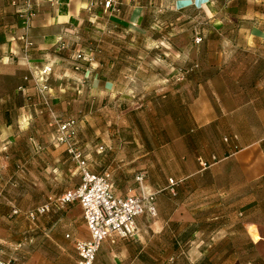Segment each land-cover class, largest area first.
<instances>
[{
    "label": "rangeland",
    "instance_id": "obj_1",
    "mask_svg": "<svg viewBox=\"0 0 264 264\" xmlns=\"http://www.w3.org/2000/svg\"><path fill=\"white\" fill-rule=\"evenodd\" d=\"M106 1L90 0L89 12H103L102 7H106ZM113 1L120 11L112 12L106 8L110 11L103 12L104 19L111 12L117 15L127 12L134 4L133 1L143 6L144 19L133 30L89 23L81 30L79 41L70 40L60 44L62 79L78 81L74 88L71 84L65 90V94L69 96L66 104L55 105L53 92L50 90L59 78L48 82L47 74L44 75L48 86L47 99L57 115L63 120L71 117L77 119L78 127L83 122L82 129L86 134L89 124L85 115L90 112L95 67H113L107 75L114 82L130 83L124 98L131 106L144 100L143 92L148 88L137 86L139 80L144 78L179 82L183 79H200L205 71L202 70L203 67H264V48L240 50L222 39L221 28L216 24L219 15L208 17L200 11L196 13L190 10L178 13L171 7L170 0ZM105 32L110 35L109 45L105 43ZM95 34L98 40H95ZM79 54L85 59H78ZM20 68L25 71L22 81L18 70L16 74L9 71L0 74V96L4 100L7 95H11L14 100V104L7 105V108L12 109V118L5 116L6 105L0 104V263L78 264L73 248H61L55 244L53 231H62L64 227L56 230L47 226L48 221H54V224L63 221L62 215L56 213V217L51 214L54 212L51 210L49 215L38 219L28 216L29 211L50 201L47 195L49 192L59 195L78 186L81 174L66 146L57 141L56 129L49 125L50 114L36 84V79L43 76V69L33 67L32 76L29 67H25L27 70ZM69 70H74L76 76ZM15 84L19 86L17 93L13 87ZM26 98L29 104L24 105L23 100ZM172 105L173 103L168 104L169 107ZM234 105L230 97L219 103L225 113ZM181 107L178 105L177 111L173 110L174 114L181 115ZM146 117L142 121L148 125V131L152 129L153 121L146 120ZM156 122L161 123L163 134L171 133V130L177 128L174 124L178 123L168 119ZM222 122L227 133L237 123H242L228 117ZM171 148L175 147L166 146L161 150L148 152L139 151L131 144L127 152L130 157L135 155L136 159L144 163L139 172L145 174V183L148 182L158 193L157 196L165 195L166 204L170 205L175 199L181 200L179 203H185L192 191L200 192L202 188L213 193L222 191L227 196L222 202L223 206H219L222 209L218 208L216 198H211L209 207L194 216L199 220L195 225L189 226L185 220L177 224L176 230L181 234V238L176 235L179 248L168 228L157 233L152 241L156 252L159 247L163 255L161 264H192L189 259L191 247L185 239L190 231H196L197 237L212 243L205 247L203 259L194 264H249V261L250 264H264L262 179L248 182L253 175L251 171L235 169L224 159L214 165H211L213 161L202 163L204 170L201 169L194 176L192 183L191 178L187 180L185 177L191 171V168L185 166L186 153L173 151ZM171 179L176 182L174 190L170 187ZM51 207L57 210L56 207ZM223 209L226 215L222 217ZM155 217H150L147 222ZM251 221L257 222L262 228L263 240L257 245L251 241L246 228ZM170 227L174 229L173 226ZM204 245L200 243L197 249L201 250ZM198 254L199 252L196 255ZM126 264L159 263H154L153 258L146 256L136 263L128 261Z\"/></svg>",
    "mask_w": 264,
    "mask_h": 264
},
{
    "label": "crops",
    "instance_id": "obj_2",
    "mask_svg": "<svg viewBox=\"0 0 264 264\" xmlns=\"http://www.w3.org/2000/svg\"><path fill=\"white\" fill-rule=\"evenodd\" d=\"M23 2L24 0H0V74L6 71L16 74L18 70L21 81L25 71L20 67L24 70L28 67L22 57L23 43L19 39L24 31L19 15ZM133 2L130 10L122 15L111 12L104 19L103 12L110 10L103 5V12L96 10L95 14H91L88 9L90 0H35L37 15L29 30L35 43L31 51V62L40 70L50 69L51 72L46 75L48 82L59 78L50 88L55 105L66 104L69 96L65 94V90L71 84L74 88L78 83L77 80L62 79L60 44L70 40L79 41L81 30L89 23L133 30L144 19L143 6L139 2ZM170 5L178 13L190 10L196 13L200 11L208 17L219 15L216 24L221 28L222 39L232 43L236 49L264 48V0H170ZM95 36L96 34L95 40H98ZM109 36L105 32L106 45H109ZM111 68L113 67H95L90 112L85 115L89 124L88 135L82 129L83 122H80L78 145L87 158L89 170L95 174L107 173L117 195L140 194V184L136 177L144 163L136 159L135 155L129 156L127 152L131 144L139 151L155 152L166 146L175 147L171 148L173 151H184L185 166L191 168L185 177L187 180L191 178L192 183L194 176L201 169L204 170L202 163L213 161L211 165H214L225 159L235 169L251 171L253 175L248 182L262 179L261 186L264 188V67H203L202 70L205 71L200 79L190 78L179 82L144 78L139 80L137 86L148 90L143 92V102L134 106L126 103L124 98L130 83L114 82L107 75ZM144 71L146 72L145 69ZM69 72L76 76L74 70ZM13 87L17 93L19 86L15 84ZM228 97L235 105L225 113L219 103ZM2 100L3 97L0 96V104L6 105L5 116L12 118V109L7 108V105L14 104V100L11 95ZM27 100H23L24 105L29 104ZM170 103H173V108L168 106ZM178 105L182 106L181 115L174 114L173 111H177ZM145 116L146 120L153 121L152 129L148 131V125L142 121ZM227 117L242 123H237L227 133L222 122ZM162 119L173 123L178 121L174 124L177 128L169 134H163L161 123L156 122ZM202 181L204 184V179ZM147 187L154 191L148 182ZM203 189L200 192L192 191L185 203H179L181 200L175 199L168 205L165 195L157 196V217L151 222H147L150 216L146 214L137 217L138 235L135 238L111 234L102 243L95 264H126L128 261L136 263L146 256L153 258L154 263L161 264L163 255L159 244L156 252L152 241L158 232L168 228L179 248V239L176 237L178 235L181 238L176 230L179 222L185 220L189 226L198 223L199 220L194 216L209 207V200L213 197L217 200L218 208L222 209L219 206H223L222 202L227 196L225 192L213 193ZM62 194L49 192L47 195L50 201L46 203L49 211L39 215L37 219L49 215L51 210L54 211L51 214L56 217L62 215L63 221L55 224L54 221H48L47 226L56 230L64 227L63 232L53 231L55 244L61 248H73L77 255L71 239H89L90 233L80 204H56V199ZM225 215L226 212L222 217ZM246 228L255 245L263 240L262 228L257 222H249ZM197 236L196 231L185 235L186 243L191 247L189 259L192 264L202 260L205 247L212 244ZM67 238H71L72 242ZM200 243L205 244L201 250L197 249Z\"/></svg>",
    "mask_w": 264,
    "mask_h": 264
},
{
    "label": "built area",
    "instance_id": "obj_3",
    "mask_svg": "<svg viewBox=\"0 0 264 264\" xmlns=\"http://www.w3.org/2000/svg\"><path fill=\"white\" fill-rule=\"evenodd\" d=\"M106 8L112 12H119L120 8L113 0H107ZM23 23V33L19 39L23 43V60L34 76L31 62V51L35 47L29 30L37 15L35 0H24L19 12ZM200 41V39L198 38ZM83 58L82 54L78 59ZM79 69V67H76ZM49 68L42 71L41 78L36 84L50 114L51 127L56 129V139L66 146L68 153L80 169L81 182L78 186L68 189L56 199L60 206L79 203L83 209V217L87 224L90 238L74 240V248L78 255V264H95L97 254L102 243L113 233L123 238H135L138 235L136 218L142 215L157 216V192L148 189L145 183V174L139 173L136 177L140 184V194L119 196L115 193L113 184L107 173L95 174L89 170L88 161L78 145L79 127L75 118L61 119L47 99L48 86L44 75ZM174 190L176 182L171 180ZM49 211V206L42 205L29 211L28 216L36 219ZM2 264V263H0Z\"/></svg>",
    "mask_w": 264,
    "mask_h": 264
},
{
    "label": "trees",
    "instance_id": "obj_4",
    "mask_svg": "<svg viewBox=\"0 0 264 264\" xmlns=\"http://www.w3.org/2000/svg\"><path fill=\"white\" fill-rule=\"evenodd\" d=\"M206 261V260H205ZM205 261H202V263H204ZM205 264H206V262H205ZM211 264V263H210Z\"/></svg>",
    "mask_w": 264,
    "mask_h": 264
}]
</instances>
